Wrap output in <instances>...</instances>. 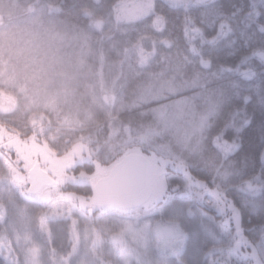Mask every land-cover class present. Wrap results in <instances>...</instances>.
Wrapping results in <instances>:
<instances>
[{
    "label": "snow or ice",
    "instance_id": "6c2138e0",
    "mask_svg": "<svg viewBox=\"0 0 264 264\" xmlns=\"http://www.w3.org/2000/svg\"><path fill=\"white\" fill-rule=\"evenodd\" d=\"M167 2L184 12L187 51L159 60L150 33L138 30L133 37L125 26L151 15V27L162 31L168 20L156 12L155 0H119L107 29L95 21L97 37L62 19L60 0H32L22 28H0V149L17 153L0 168V264H188L179 216L185 200L219 217L218 231L206 229L212 238L204 251L208 264H232L241 245L251 246L261 264L264 234L256 244L248 238L242 207L249 201L238 205L232 192L264 197V172L247 175L236 167L232 157L241 145L229 132L241 129L234 118L221 120L229 98L221 84L211 85L252 57L264 63V49L242 56L235 69L221 65L220 72L186 75L193 63L211 69L213 53L233 29L221 19L209 34L214 25L192 13L215 0ZM240 74L251 78L255 72ZM99 116L134 127L148 146L150 173L139 190L108 185L98 164L93 172L86 169ZM169 166L179 177L172 185L177 195L167 192ZM253 209L264 210L255 203Z\"/></svg>",
    "mask_w": 264,
    "mask_h": 264
},
{
    "label": "trees",
    "instance_id": "16d2710c",
    "mask_svg": "<svg viewBox=\"0 0 264 264\" xmlns=\"http://www.w3.org/2000/svg\"><path fill=\"white\" fill-rule=\"evenodd\" d=\"M60 2L64 9L60 14L62 19L66 18L78 28L91 31L93 37H97L100 35V32L95 30V21H104V28L107 29L114 22V5L119 0H60ZM31 3L32 0H18V11L14 15L7 17L6 21H3V23H7L1 25V28L16 30L18 27H22L30 15L28 6ZM155 8L156 12L163 13L167 17V26L162 31H157L151 27L152 16L149 15L147 18L125 25L132 29L130 35L134 37L138 30L149 32L151 38L157 43L156 60L169 53L177 51L186 52L187 45L183 34L182 17L184 16V12L182 8H174L167 0H155ZM258 9L260 13L254 15V3L252 0H215V3L207 8H192L191 11L196 15L197 21L202 18L205 25H214L212 29H209V34L215 30V25L221 19H227L231 23L233 31L228 39L221 42L218 49L213 53L211 69H203L198 63H193L188 65L186 75L190 76L197 69L201 72H211L213 70L220 72L221 65L236 68L242 56L248 55L252 50L257 48L264 49V1L258 5ZM201 12L204 13L203 17L200 15ZM165 37L174 41L172 47H167L162 42V39ZM116 39L123 40L124 37L119 32H116ZM152 39L148 40L152 41ZM108 43V41H105V48L108 47ZM191 58L194 61L196 59L194 57ZM239 67H249L255 72V75L251 78H245L236 71H225L222 73V79L220 81H213L211 86L215 87L216 84H221L229 98L221 114V120L235 119L236 115L243 117V119H240L243 121L242 126L235 127L240 128L241 131L239 133L234 131L229 132V138L234 136L241 145L232 159L236 161V167L241 169L245 174L254 175L258 172H264V159H262L264 157V63L258 58L252 57L248 63L240 64ZM97 119L99 120V124L92 132L101 125L98 128L97 134L99 136L107 134L109 123L104 120L103 116H99ZM125 126L120 125V129H124ZM132 129L135 132V128L132 127ZM20 131L24 135L31 134V129L20 127ZM123 134H125L124 131L120 133V135ZM110 141L114 143L115 147L109 149L107 144L104 145L98 157L101 162H107L113 158L118 147L121 145L119 136ZM145 151L148 152L147 149H143L141 155L148 157ZM85 167L90 172L93 171L94 166L92 163L87 162L85 163ZM169 169H171L168 170L169 173H174L172 168ZM232 195L236 197L238 205H240L241 199L249 201L246 207H242L243 227L246 235L254 244L264 234V210H254L253 204H259L264 209V197H245L242 193L235 190H233ZM194 205L203 214L204 222L208 221L207 223L213 224V226L217 225L216 221L219 217L213 219L212 217L215 216V213L206 205L196 202H194ZM198 239L200 244L205 243V238L201 236L200 238L189 239L186 241V244L189 247H193ZM252 250L251 246H243V251L239 252L243 261L238 264H249L244 259L247 258L249 262L251 261L249 254L252 253ZM244 252L248 253V255H242ZM191 253L190 249H186L183 254V258L188 260V264H204L200 254L195 255V260H193Z\"/></svg>",
    "mask_w": 264,
    "mask_h": 264
},
{
    "label": "rangeland",
    "instance_id": "374dc122",
    "mask_svg": "<svg viewBox=\"0 0 264 264\" xmlns=\"http://www.w3.org/2000/svg\"><path fill=\"white\" fill-rule=\"evenodd\" d=\"M252 1L254 3L253 14L254 15L259 14L260 11L258 9V5L260 3H262L264 0H252ZM129 2L131 3V2H133V0H129ZM17 7H18V0H0V28H1V25H4L7 23V22L3 23V21H6L7 17L14 15L15 12L18 11ZM22 27H20V28H22ZM103 27H104V24H103ZM144 43H145V47L148 49H151L153 46L151 40H145ZM156 44L157 43L155 42V47H156ZM248 69H249V67H239V71H236V72L240 74L241 72L246 71ZM235 117H236L234 119L235 127H241L243 121H241L240 119H243V117L238 116V115H236ZM98 128L94 132H92V135H93L94 141H95V143L93 145V153H92L91 157L86 156L85 163H87V162L92 163L93 166L95 164H98L100 166V168L106 170V175L111 174L112 171L114 170L115 166L120 161H122L125 158V156L128 155L129 153L133 152V153H139L141 155L142 154L141 151H143V149L144 150L147 149L148 152H146V151L145 152L148 154V157H146V158L149 159L151 157V152L148 150V146L145 144H142L139 141L136 129H135V132H134V129H132V127H128V126H125L124 129H120V125H117V124H115V122H113L112 124H108L107 134H103V135L99 136L97 134V132L99 130ZM121 130L124 131L125 134L120 135V133L122 132ZM118 136H119L121 145L118 147V150L116 151L115 156L113 158L109 159L107 162H103V161L101 162L98 159V157H99V153L104 148V145L107 144L109 149H113L115 147V145L110 140L116 139ZM8 151L11 152V156L8 155V152H5L3 149H0V168H2L4 166V160L5 159L15 160V158L17 156V153L14 150L9 149ZM20 163L23 164L24 161L21 160ZM169 168H172V167L169 166L167 168V174L168 175L166 178L169 180L167 192L171 193L172 195H177V193L173 192L172 185L179 182V177L175 172L169 173L168 170H171ZM93 171H95L94 167H93ZM93 171H90V172H93ZM194 202L195 201H193V200L183 201L184 206L182 203V205L179 209L180 224L187 234V240L186 241H188L189 239L191 240V239L200 238L201 236L205 238V242H207V243L200 244L199 239H198V241L194 244L193 247L192 246L189 247L188 244H186L187 245L186 249L187 250L190 249V251L192 253L194 252L195 255L200 254L204 264H208V257L204 255V251L207 247V244L210 243V241L212 242V238L210 235H208L206 229L210 227L214 231H218V228H217V225L213 226V224L207 223L208 221L204 222L203 214H201L196 209L197 207H195ZM161 203H163V200L161 201ZM177 203H179V202H177ZM54 228H55V226H54ZM36 239L39 241V243L41 245H43L45 250L48 249L49 245H48L47 240L43 236H41L38 232L36 233ZM258 241H255L254 244H256ZM59 242H60L59 235H57L55 243L59 244ZM243 246H246V245H241L240 252L243 251ZM46 255H47V252H46ZM257 256L259 257L261 264H264V249H258L257 250ZM249 258L252 262L251 261L249 262V260L247 258H245L244 261L246 263H249V264H256V259L251 255V253L249 254ZM157 259H163V258L157 257ZM231 259H232V264H238L239 262L243 261L242 260L243 258L240 256L239 252L236 253L235 255H233Z\"/></svg>",
    "mask_w": 264,
    "mask_h": 264
},
{
    "label": "water",
    "instance_id": "95a60500",
    "mask_svg": "<svg viewBox=\"0 0 264 264\" xmlns=\"http://www.w3.org/2000/svg\"><path fill=\"white\" fill-rule=\"evenodd\" d=\"M148 164V158L131 153L115 167L111 175L103 178L104 182L126 191H137L150 173Z\"/></svg>",
    "mask_w": 264,
    "mask_h": 264
}]
</instances>
